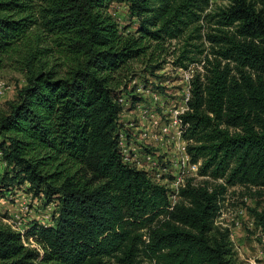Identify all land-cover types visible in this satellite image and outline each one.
Here are the masks:
<instances>
[{
    "label": "trees",
    "instance_id": "trees-1",
    "mask_svg": "<svg viewBox=\"0 0 264 264\" xmlns=\"http://www.w3.org/2000/svg\"><path fill=\"white\" fill-rule=\"evenodd\" d=\"M221 1L0 0V68L15 60L25 77L0 111V197L23 187L55 206L49 225H0V264H234L217 220L228 187L264 189V0ZM162 56L196 66L184 137L211 179L188 181L172 209L118 144L130 67L154 73Z\"/></svg>",
    "mask_w": 264,
    "mask_h": 264
},
{
    "label": "rangeland",
    "instance_id": "rangeland-1",
    "mask_svg": "<svg viewBox=\"0 0 264 264\" xmlns=\"http://www.w3.org/2000/svg\"><path fill=\"white\" fill-rule=\"evenodd\" d=\"M224 4V1L212 0L210 8L215 9ZM107 12L116 19L120 29L128 27L133 30L136 27L134 24L136 20L130 16L126 4L110 2ZM170 45L171 47L177 46V42L172 41ZM162 59L165 61L161 62L160 69L154 73L150 72L149 67L145 68L140 61H133L130 67L131 75L136 77V83L145 82L159 90L164 89V97L155 104V109L161 116H163V110L171 107L175 99L180 100L183 97V87L185 86V83L182 82L180 69L173 63V56H162L160 60ZM192 67L195 69L196 66ZM128 77L129 75L124 80L126 88L123 89L132 93V83H129ZM0 81L3 83V88L0 91V111H7L9 103L17 99L18 88L25 83L24 72L20 69L17 61H7L5 66L0 68ZM132 99L136 100V96H132ZM159 105L163 107L161 108ZM124 123L125 119L122 120V129ZM131 142L138 147L142 146L138 136L132 134ZM3 170L4 162L0 155V174ZM203 181L204 179H196V182L199 183ZM221 205V215L217 224L230 229L236 253L234 264H264V244L261 235L264 232V189L240 185L228 187ZM54 211L55 206L47 207L43 201L39 202L38 198L26 193L23 187L0 197V225H11V227L13 225L24 231L33 222L49 225L52 223ZM30 242L32 246H37L32 239Z\"/></svg>",
    "mask_w": 264,
    "mask_h": 264
},
{
    "label": "built area",
    "instance_id": "built-area-1",
    "mask_svg": "<svg viewBox=\"0 0 264 264\" xmlns=\"http://www.w3.org/2000/svg\"><path fill=\"white\" fill-rule=\"evenodd\" d=\"M192 66L194 65H190L187 69L178 67L182 82L185 83L183 97L180 100L175 99L171 107L163 110V116L157 113L155 104L164 97V89L159 90L145 82L136 83V77L129 81L130 84L132 83V95L136 96V100L124 91L120 92L117 98L122 107L119 118L121 125L122 120L125 119L124 128L122 129L121 126L119 129L118 140L123 160L144 170L152 181L164 185L167 190L168 209H172L177 203L180 189L188 181H192L195 185H203L205 180L210 179L199 174L200 161H191L187 151L189 140L184 137L186 124L183 123L182 116L188 110L190 82L195 70ZM2 88L3 83L0 81V91ZM159 107L163 106L159 105ZM131 134L138 136L141 147L132 144ZM197 178L204 181L196 182ZM217 181L223 182L221 178ZM39 202L42 200L39 199ZM46 206L50 208L54 204L51 202ZM12 227L20 233L24 232L20 227L13 225ZM261 235L264 244V232Z\"/></svg>",
    "mask_w": 264,
    "mask_h": 264
}]
</instances>
